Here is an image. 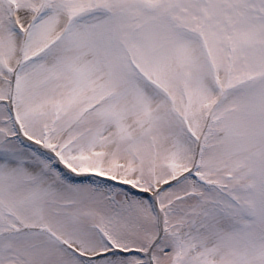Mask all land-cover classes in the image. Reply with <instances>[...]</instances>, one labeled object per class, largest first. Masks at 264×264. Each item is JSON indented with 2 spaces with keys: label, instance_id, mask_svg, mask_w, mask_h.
<instances>
[{
  "label": "snow or ice",
  "instance_id": "snow-or-ice-1",
  "mask_svg": "<svg viewBox=\"0 0 264 264\" xmlns=\"http://www.w3.org/2000/svg\"><path fill=\"white\" fill-rule=\"evenodd\" d=\"M0 264H264V0H0Z\"/></svg>",
  "mask_w": 264,
  "mask_h": 264
}]
</instances>
